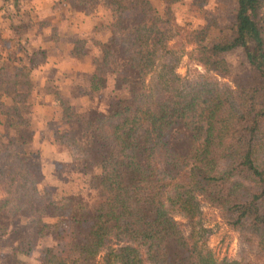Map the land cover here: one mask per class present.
<instances>
[{"label": "trees", "instance_id": "1", "mask_svg": "<svg viewBox=\"0 0 264 264\" xmlns=\"http://www.w3.org/2000/svg\"><path fill=\"white\" fill-rule=\"evenodd\" d=\"M99 1L77 0L82 9L98 8ZM104 1L115 23L109 41L78 37L70 42L73 53L93 57L88 94L105 90L110 78L124 91L116 92L110 106L94 103L79 113H71V106L62 108L71 128L56 137L69 140L67 146L77 150L86 170L97 166L101 173L91 187L88 207L72 198L44 203L27 199L18 205V212L26 206L34 211L28 223L31 236L70 228L69 256L45 249L40 264H97L104 251L107 264H247L218 261L199 235L184 236L172 213L192 221L199 199L210 203L264 254V0H237L227 39L195 42L194 61L204 72L184 78L176 72L178 58L169 60L174 51L167 48L170 29L163 27L167 22L149 0ZM161 1L170 16L179 0ZM8 3L3 0L0 10ZM18 43L27 47L24 39ZM236 52L244 56L247 76L231 88L219 78L230 77L225 57ZM5 53H0V107L3 98L11 100L12 106L2 114L15 119L8 122L17 133L14 146L33 152L32 138H27L31 123L22 113L32 105L31 96L40 97L41 89L31 79L33 68L21 57ZM35 53L45 64L46 52ZM97 144L102 147L93 158L91 149ZM138 149L146 154L144 168L135 156ZM39 160L32 158V168H40ZM123 169L131 176L129 183ZM5 170L13 172L8 181L13 182L15 200L19 198L15 189L26 193L27 186L45 196L29 166L19 162L16 169ZM0 175L5 177L2 171ZM17 175L21 182L15 184ZM114 242L119 247L113 248Z\"/></svg>", "mask_w": 264, "mask_h": 264}, {"label": "rangeland", "instance_id": "2", "mask_svg": "<svg viewBox=\"0 0 264 264\" xmlns=\"http://www.w3.org/2000/svg\"><path fill=\"white\" fill-rule=\"evenodd\" d=\"M50 1L51 5L46 6L43 10H69L66 13L67 24L79 22V18H76V16L82 15V13L87 16L92 15V19H95L96 28L109 30L110 36L107 42L109 41L113 34V29H115V23L110 7L106 6V1L100 0L98 2L99 7L95 9L88 6L82 9L77 0H60L59 7L56 5L58 3L57 0ZM149 1L163 20L167 22L163 27L170 29L165 37L167 39V48L174 51L172 52L174 54L169 56V60L174 62L178 58L176 72L183 78L192 77L196 71L199 73L204 72L203 68L194 61L197 54L195 52V42L202 40L203 43L208 44L214 41L226 40L225 34H229V29L234 23L237 0H198L199 5L194 4L193 0H179L172 5L170 16L166 14V7L161 0ZM18 2L19 11L16 9ZM3 6V0H0V8ZM5 9L9 10L10 17L5 13ZM37 10H42V7L34 3L33 0H9L8 7L0 10V53L5 51L8 54H15L17 57H21L24 64L33 68V72L35 70L38 71L43 66L40 62L41 56L35 53L37 51H30L33 48L31 45H28L30 49L27 47L19 48L18 40L20 38L24 39L26 46L28 41H31L29 31L37 30L36 24L38 20L35 19ZM87 10L89 12H86ZM135 10L137 11L136 14L140 15L138 8H135ZM38 25L41 29L40 22ZM44 25H46V22ZM14 27L17 29H14ZM49 28L51 29V36H54L56 31L59 30L51 27V24H49ZM40 29L37 31H40ZM66 29L68 28H65L64 31L67 32ZM87 39L95 41L92 35L87 37ZM158 49L160 53L162 47ZM225 58L231 68L230 77L219 79L221 82L231 86V88H235L236 80L247 76L244 56L240 52H236L226 55ZM53 74L54 72H51L50 75ZM149 78L150 76L147 77V79ZM54 87L57 88V85ZM39 88L41 89L40 97L31 96L32 105L27 106L22 115L24 118H28L31 123L32 119H34L33 114L35 112L39 113L41 110L39 107V105H42L39 103L41 102V97L49 94L52 97L51 101L53 100L51 107L53 110H49L47 115L52 117V121L44 123L47 126L42 129V136H40L43 138L39 135L36 136L37 130L33 128L34 126L31 123L32 134L30 132V136H27V138H32L30 143L32 147L29 148V151L33 152L28 153L26 149L25 152L23 150L19 151L14 146L15 141L13 139L15 135L17 136V133L13 126H9L8 122L13 123L15 119L13 116L2 114V109L11 107L12 102L9 98L1 100L0 172L2 171L5 177L0 175V264H15L16 260H21L25 264H40L42 257L45 255V249H51L59 256H69L70 228L66 227V229H60L59 231L46 230L39 237L31 236L32 230L29 229L28 223L34 211L32 212L29 206L24 207L25 211L18 212L16 209L18 205L22 202L25 203L27 199L36 200L35 198H37L38 201L36 200V202L38 203H44L45 201H50V199L60 201V198H72L81 202L85 207L90 206L91 187L95 184V177L101 173V170L97 166L93 167V170L91 167L86 170L84 164L78 160L79 154L77 150L67 146L66 142H69V140L64 139V141H61L60 137H56V134L59 133L66 134L71 128V124L64 120L62 108L71 106V113H79L83 112L82 110L85 107H90L94 103H103L110 106V103L114 100V95L124 91L123 87L112 78L109 79L107 88L95 95H92V93L88 94V89L84 88L75 89L77 90L75 93L73 90L69 91V97L62 93L61 89L57 90L52 86ZM83 93L84 96L82 95ZM125 96H127L126 93ZM75 100H78L77 103ZM55 114L59 115L57 120L54 117ZM34 117L38 118L37 116ZM76 131L80 133V129ZM52 134L53 141L50 138ZM43 140L44 143L47 141L52 143L43 147ZM101 147L99 144L92 147L91 154L93 158ZM20 153L21 156H19ZM9 154H13L14 157L9 156ZM135 156L139 165L144 168L146 166V154L144 151L142 149L136 150ZM156 156L159 158L156 160L157 165L160 163L161 166V158L158 154ZM33 157L35 160L40 157V168H32ZM44 157L45 160H42ZM55 159L61 160L54 162ZM19 162H22L27 167L29 166L37 174L39 192L45 194L46 197L41 194L45 199L33 191L31 186H27L24 189L26 193L20 192V188L15 189L19 196L18 200H15L13 182L8 181V177L10 176L11 178L13 172L9 174L5 167L9 168L10 166L11 169H16ZM125 171L123 169L122 174L124 173L125 182L129 183L131 176L130 174L126 175ZM23 174L25 175V173ZM20 180L17 175L15 184ZM44 188L49 192V196ZM198 202L199 210L193 214L192 221H189L188 218L176 211L172 213L175 220L181 224L184 236L188 237L190 234L199 235L197 239L206 243V246L218 261L235 260L244 261L247 264H264V254L258 250L254 240L251 242L245 241L240 232L234 230L225 222L219 208L200 199ZM13 211L18 213L13 216ZM28 240L30 241L28 242ZM117 247L119 245L114 242L113 248ZM106 255V251L102 252L96 259L97 264H107Z\"/></svg>", "mask_w": 264, "mask_h": 264}, {"label": "crops", "instance_id": "3", "mask_svg": "<svg viewBox=\"0 0 264 264\" xmlns=\"http://www.w3.org/2000/svg\"><path fill=\"white\" fill-rule=\"evenodd\" d=\"M33 2L42 7V10H37L36 17L33 16L38 20L36 24L37 30L40 29L38 25L39 22L41 23V29L40 31H29L31 41H28L27 48L30 49L28 45H31L33 48H31L30 51L43 50L46 52L47 58L45 64L42 63L43 66L41 69L33 72L31 79L39 87L52 86L55 88L54 86L57 85V88L55 89H61L62 93L66 96L69 95L68 92L71 91L74 86H79V88L87 90L93 72V57L90 55H76L73 53L70 39H74L75 37L86 39L92 35L95 40H100L105 43L110 36L109 30L96 28L94 24L95 19H92V15L87 16L83 13L82 15L76 16V18H79V22L67 24L66 13L69 10H43L46 6L51 5L50 0H33ZM45 22L46 25H44ZM49 24H51V27L59 29L54 36H51ZM65 28H68L66 29L67 32L64 31ZM18 47L21 48L20 45ZM51 72H54V74L50 75ZM88 92L89 88L87 90V93ZM51 99L52 97L49 94H45L41 97V102H39L42 104L39 105L41 110L39 113L35 112V114H33L34 119H32L31 123L34 126L33 128L37 130L36 136H42V129H45L47 126L44 123L52 121V117L47 115L49 110H53L51 108L53 100L51 101ZM77 101L75 100L76 103ZM34 116H37L38 118H35ZM58 116L59 115L56 114L54 115L56 120L58 119ZM50 138L53 141V134ZM51 143V141L45 143L42 141V146L46 147V144L50 145ZM60 160L55 159L54 162Z\"/></svg>", "mask_w": 264, "mask_h": 264}]
</instances>
